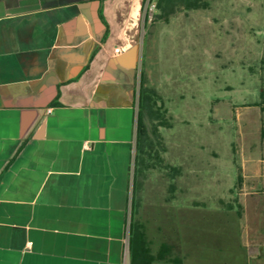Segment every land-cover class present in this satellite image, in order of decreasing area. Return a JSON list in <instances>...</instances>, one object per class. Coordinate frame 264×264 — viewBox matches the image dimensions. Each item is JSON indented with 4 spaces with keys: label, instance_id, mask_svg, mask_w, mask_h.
Masks as SVG:
<instances>
[{
    "label": "crops",
    "instance_id": "1",
    "mask_svg": "<svg viewBox=\"0 0 264 264\" xmlns=\"http://www.w3.org/2000/svg\"><path fill=\"white\" fill-rule=\"evenodd\" d=\"M146 2L0 0V264H127Z\"/></svg>",
    "mask_w": 264,
    "mask_h": 264
},
{
    "label": "rangeland",
    "instance_id": "2",
    "mask_svg": "<svg viewBox=\"0 0 264 264\" xmlns=\"http://www.w3.org/2000/svg\"><path fill=\"white\" fill-rule=\"evenodd\" d=\"M205 3L167 20L145 4L137 90L144 71L153 149L133 182L127 264L132 212L185 264H264V0Z\"/></svg>",
    "mask_w": 264,
    "mask_h": 264
},
{
    "label": "trees",
    "instance_id": "3",
    "mask_svg": "<svg viewBox=\"0 0 264 264\" xmlns=\"http://www.w3.org/2000/svg\"><path fill=\"white\" fill-rule=\"evenodd\" d=\"M156 7L159 11L160 19H168L178 6L184 7V9H199L205 6L206 0H155ZM144 71L141 76V87L139 91V112L137 120V137H136V155H135V169H134V185L137 177L141 176L144 172L145 160L144 155L146 151L153 149V140L150 138L145 116L147 110H149V97L144 89ZM232 208V207H230ZM163 239H168L165 236ZM172 243L164 240L160 242L157 249H153V243L149 238L148 231L144 225L134 219L132 212V218L130 223V238H129V253L130 264H185L180 255H174V247ZM218 259V260H217ZM225 258L220 256L214 258L218 264H227L223 260ZM208 260H213L209 258ZM205 261H196L194 264H202Z\"/></svg>",
    "mask_w": 264,
    "mask_h": 264
},
{
    "label": "built area",
    "instance_id": "4",
    "mask_svg": "<svg viewBox=\"0 0 264 264\" xmlns=\"http://www.w3.org/2000/svg\"><path fill=\"white\" fill-rule=\"evenodd\" d=\"M150 3H151V2H150ZM152 9H153V8H152L151 6H148V7H147V11H148V10L152 11ZM148 15H149V18L151 19V18H152V12H151L150 14H148ZM120 51H121V50H120L119 48H117V49L115 50V53L119 54ZM48 111L50 112L51 110H48Z\"/></svg>",
    "mask_w": 264,
    "mask_h": 264
}]
</instances>
